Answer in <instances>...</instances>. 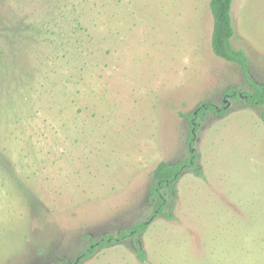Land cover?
Returning <instances> with one entry per match:
<instances>
[{
  "label": "rangeland",
  "instance_id": "374dc122",
  "mask_svg": "<svg viewBox=\"0 0 264 264\" xmlns=\"http://www.w3.org/2000/svg\"><path fill=\"white\" fill-rule=\"evenodd\" d=\"M210 0H0V264H71L144 221L159 162L188 156L165 213L80 264H264L262 106L211 49ZM231 45L264 82V0H232ZM226 99V101H224Z\"/></svg>",
  "mask_w": 264,
  "mask_h": 264
},
{
  "label": "trees",
  "instance_id": "16d2710c",
  "mask_svg": "<svg viewBox=\"0 0 264 264\" xmlns=\"http://www.w3.org/2000/svg\"><path fill=\"white\" fill-rule=\"evenodd\" d=\"M232 0H210L209 7L213 18V28L211 33L212 52L225 61L235 63L248 84L250 91H241L237 88H227L225 97L242 98L243 101L252 106H262L264 108V82L256 81L249 70V64L245 53L241 49H235L231 45V38L234 34L231 17ZM225 106V105H224ZM224 106L216 107L211 102H201L197 105L195 111L187 114L191 120V130L187 137L188 156L179 161L167 162L161 161L152 172V179L148 186L149 199L153 200V210L147 220L137 221L128 228H120L116 235L103 234L100 238L90 239L85 247L71 262V264H80L82 260L91 257L96 251L122 242L124 239L132 241L135 253L141 261L146 260V254L141 248L138 237L148 228L151 221L165 213L168 206L167 190H172L183 170H193L198 176H201V170L198 165V152L195 148L196 132L198 130L197 119L203 117L207 111H212L217 115H225ZM264 121V109L261 112ZM50 264V263H45Z\"/></svg>",
  "mask_w": 264,
  "mask_h": 264
},
{
  "label": "flooded vegetation",
  "instance_id": "af4514ba",
  "mask_svg": "<svg viewBox=\"0 0 264 264\" xmlns=\"http://www.w3.org/2000/svg\"><path fill=\"white\" fill-rule=\"evenodd\" d=\"M226 97H227V96H226ZM224 101H226V99H225Z\"/></svg>",
  "mask_w": 264,
  "mask_h": 264
}]
</instances>
